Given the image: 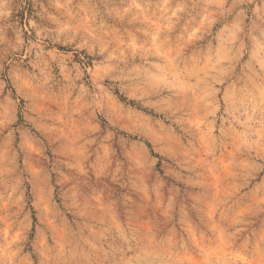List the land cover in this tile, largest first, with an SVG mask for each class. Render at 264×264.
Wrapping results in <instances>:
<instances>
[{
	"label": "clouds",
	"instance_id": "clouds-1",
	"mask_svg": "<svg viewBox=\"0 0 264 264\" xmlns=\"http://www.w3.org/2000/svg\"><path fill=\"white\" fill-rule=\"evenodd\" d=\"M0 264H264V0H0Z\"/></svg>",
	"mask_w": 264,
	"mask_h": 264
}]
</instances>
